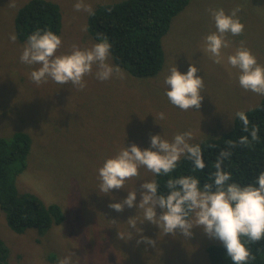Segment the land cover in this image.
Returning a JSON list of instances; mask_svg holds the SVG:
<instances>
[{
  "label": "rangeland",
  "instance_id": "rangeland-1",
  "mask_svg": "<svg viewBox=\"0 0 264 264\" xmlns=\"http://www.w3.org/2000/svg\"><path fill=\"white\" fill-rule=\"evenodd\" d=\"M28 1L0 0V137L16 132L29 136L26 167L15 178V187L20 194H35L45 206L57 204L63 221L41 232L29 228L18 234L8 227L0 209L6 264H58L69 253L72 264H211L207 247L222 243L201 228L194 227L190 238L179 232L164 234L153 224L141 223L139 207H125L123 212L108 207L133 190L138 204L140 184L154 181L155 174L141 167L139 176L126 180L123 189L104 194L99 169L123 147L134 143L149 148L150 137L156 134L171 142L176 134L190 132L188 143L198 145L228 131L237 112L259 104L264 95L239 86L240 71L228 64L227 57L243 41L264 65V0H189L162 37L163 64L155 75L133 76L119 67L122 75L100 81L93 72L84 78L83 89L51 79L41 84L31 80L38 65L22 63L26 43L10 39L15 15ZM49 1L59 6L61 14L57 55L70 53L73 45L84 49L98 43L88 30L82 31L89 14L74 9L77 0ZM120 1L84 0L93 9ZM237 7L244 31L227 35L231 46L222 49L221 62L215 63L205 48V37L216 31L209 10L222 8L228 14ZM109 63L117 66L111 56ZM189 64L203 79L204 98L200 109L184 111L169 101L164 81L172 67L186 73ZM160 113L163 119L158 118ZM156 211L159 215L158 207ZM130 217L144 236L156 240L155 246L137 244L140 233L130 228Z\"/></svg>",
  "mask_w": 264,
  "mask_h": 264
},
{
  "label": "clouds",
  "instance_id": "clouds-1",
  "mask_svg": "<svg viewBox=\"0 0 264 264\" xmlns=\"http://www.w3.org/2000/svg\"><path fill=\"white\" fill-rule=\"evenodd\" d=\"M73 7L76 11L95 14L92 6L84 0H77ZM239 10V7L234 8L228 14L222 8L209 10L216 31L205 37V48L215 63L221 62L222 49L231 46L227 35L238 36L244 31V25L237 16ZM82 31H87V25L82 27ZM10 39L14 42L15 34ZM61 43L60 37L50 30L42 31L37 28L28 36L20 60L27 65H38L30 73L31 80L36 84L51 79L57 84L71 83L83 89L84 78L93 72L100 81L109 80L114 74L122 75L118 66L109 63L111 44L107 37H102L91 48L81 49L73 45L70 53L57 55ZM227 62L233 68L239 69L238 83L242 89L264 95V65L257 62L243 41L234 54L228 55ZM197 72L198 69L192 64H189L186 73H181L174 66L165 77L164 82L168 86L166 96L181 110H198L201 107L204 82ZM236 115L243 123V131L249 132L246 114L237 112ZM158 118L163 119L164 114L160 113ZM258 131V126L253 125L250 131L251 140L247 136H241L238 142L229 140L228 147L234 148L237 143L250 146L252 141L259 140ZM191 138L190 132H184L176 134L170 142L156 134L150 137L149 148L141 149L134 143L123 147L99 169L100 192L109 194L113 189H123L126 180L139 176L141 167L155 175H168L185 155L193 161L197 169L203 170L205 164L201 148L199 145L189 144ZM230 156V151L220 152L214 164L215 172L210 177L213 182L205 183L203 187L198 179L190 176L169 179V192L165 196L158 193L155 181L143 182L140 184L138 204L137 191L133 190L127 192L123 200L111 203L108 207L116 212H123L125 207H139L143 210L141 223L153 224L161 228L164 234L175 235L179 232L185 238H190L193 235L192 229L199 227L209 238L222 243L233 264H248L255 257L246 244L264 239V172L259 174L255 184L241 186L234 182L229 183L231 174L224 171L221 165ZM157 207L160 209L159 215ZM127 221L133 231L140 233L137 244L155 246L156 240L142 234L143 230L137 227L134 217ZM132 238V232H129L128 240ZM72 255L73 253H69L59 259L58 264H72Z\"/></svg>",
  "mask_w": 264,
  "mask_h": 264
},
{
  "label": "trees",
  "instance_id": "trees-1",
  "mask_svg": "<svg viewBox=\"0 0 264 264\" xmlns=\"http://www.w3.org/2000/svg\"><path fill=\"white\" fill-rule=\"evenodd\" d=\"M189 0H122L96 6L94 15H88L87 30L97 42L107 37L111 44V57L114 63L133 76H153L163 64L162 37L167 32L171 20L181 12ZM61 14L59 6L49 0H29L16 13L14 34L20 42L37 28L50 30L59 36ZM249 120V132L243 131V123L235 116L232 127L217 137L206 138L198 145L205 164L203 170L197 169L193 161L182 156L176 168L168 175H155L158 193L167 195V181L182 176L193 177L200 186L212 183L214 164L222 150L231 152L221 167L231 174L229 183L241 186L255 184L256 178L264 172V97L259 104L242 111ZM253 125L259 128L258 141L250 146L237 143L228 147V141L238 142L241 136L249 140ZM30 138L23 132H16L9 138L0 137V209L5 213L8 227L20 234L27 229L39 232L63 221L62 212L57 204L44 203L32 193H19L15 178L24 171L30 147ZM255 259L248 264H264V239L248 243ZM207 254L211 264H233L223 245H210ZM8 248L0 240V264H6Z\"/></svg>",
  "mask_w": 264,
  "mask_h": 264
}]
</instances>
